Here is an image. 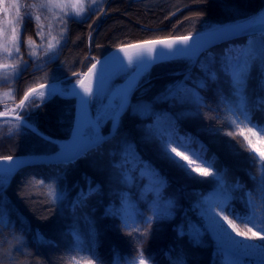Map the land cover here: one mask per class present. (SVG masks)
<instances>
[{
    "label": "trees",
    "instance_id": "16d2710c",
    "mask_svg": "<svg viewBox=\"0 0 264 264\" xmlns=\"http://www.w3.org/2000/svg\"><path fill=\"white\" fill-rule=\"evenodd\" d=\"M19 1L20 56L28 61L13 84V101L20 104L31 90L85 73L120 46L197 34L213 24L244 21L264 9V0H104L83 19H68L57 56L39 65L41 60L30 58L26 46L27 40L39 42V27L28 0ZM249 53L254 59L237 90L231 73L237 58L242 63ZM209 68L211 73L202 71ZM129 97L111 137L72 163L19 169L0 189V264H140L141 252L144 264H225V252L195 210L220 182L231 192L229 208L241 216L253 215V221L225 214L241 233L264 246L252 237L264 219L263 159L247 144L264 147V131L255 126L264 127V35L233 38L203 50L195 60L158 62ZM74 109L75 99L60 95L22 104L18 113L42 136L26 126L13 131L0 126V158L55 153L56 142L71 133ZM111 125L108 121L102 126L103 135L110 133ZM176 135L198 151L203 146L207 164L188 152L184 155L215 176L193 170L186 174L163 158L161 138ZM144 163L165 178L162 198L173 202V218L146 223L150 212L141 199ZM89 183L97 191L81 201ZM124 192L143 210L133 228L125 227L114 212Z\"/></svg>",
    "mask_w": 264,
    "mask_h": 264
},
{
    "label": "rangeland",
    "instance_id": "374dc122",
    "mask_svg": "<svg viewBox=\"0 0 264 264\" xmlns=\"http://www.w3.org/2000/svg\"><path fill=\"white\" fill-rule=\"evenodd\" d=\"M28 2L32 10V15L39 27V42L34 40H27L26 42L28 55L32 59H40L41 61L38 64L43 65L50 59H54V57L57 56L59 46L66 33L65 25L67 20L70 18L83 19L88 15L89 12L96 10L100 5H102L104 0H28ZM20 6L21 3L19 0H0V112L8 114L11 113L13 115L18 114L21 108L20 103L13 101V84L17 79V73L20 74L21 69L28 65V61L22 60L23 58L20 56V49L18 53L15 50L17 46L21 48V27L23 26L22 17L20 14ZM17 10H19V14ZM263 11L264 9L261 12ZM261 12L240 22H253ZM78 13L79 15H77ZM37 17L39 19H37ZM222 26L224 25L213 24L208 30L218 29ZM13 29H15L17 45H14L12 42ZM49 44L52 45L51 50L48 48ZM5 47L9 49V52L4 51ZM198 54L199 52L194 56L180 57H186L187 59L189 58L195 60ZM5 65L7 67H5ZM135 69V67H130L125 70H120L111 79L110 85L114 87L117 84L125 82V80L135 71ZM83 74L84 73H78L70 80H66L62 83L46 85L40 91L31 93L25 103L26 106L34 101L42 102L43 97L41 96V93L47 95L50 92L45 90L47 86H55L58 88L56 95L61 94L62 96H69V93L74 86L79 88L78 81H81ZM98 82L99 81L97 80L96 83ZM96 86L97 84H95L94 87ZM93 90L96 94L91 98L89 111L91 112L92 116H96L100 111L101 106L106 101L108 94L106 92L100 93L98 90H96V88H93ZM53 96L55 95H52L51 97ZM21 120H24V124H21ZM232 120L234 121L233 123L238 125V121L234 116L232 117ZM1 122L2 123L0 126L7 128L9 131L31 125L21 115L18 119L4 120ZM106 123L107 122L101 119L98 127L95 128L94 133L88 131L89 125L86 126L85 130H83L85 137L93 141L101 139L99 129H101ZM31 126L34 128L33 124ZM63 141L64 140L57 141L56 143H58L60 146L63 144ZM247 144L256 156L264 160V147L251 141H248ZM190 168L194 172H197L195 169L199 167L191 162ZM140 174L146 179L143 189L141 190V199L147 202L150 212L147 218L151 217L153 218L152 220L173 218V202L171 200L162 198V189L165 186V178L156 168L148 163H144L140 167ZM10 176L11 173H0V184H2L0 189L6 188L9 185ZM125 177L128 180H131L129 173H126ZM150 195L151 197H149ZM231 196V192L223 185V182H220L219 185L215 187V189H213L203 199L195 204L197 215L202 220L204 227L211 237L225 252V264H264L263 245L253 241L252 239H249L248 237L246 238L244 236L237 235V233L241 232L234 224L230 225L227 221H222L221 226L220 222L214 217L209 216L206 211L209 202L219 203L225 200V198H227L228 201ZM142 211L143 210L140 209L137 201L130 198L128 193L124 192L122 194L121 204L114 212L118 214L122 224L125 227L133 228L137 219V214L142 213ZM241 240L244 241V243L237 242Z\"/></svg>",
    "mask_w": 264,
    "mask_h": 264
},
{
    "label": "water",
    "instance_id": "95a60500",
    "mask_svg": "<svg viewBox=\"0 0 264 264\" xmlns=\"http://www.w3.org/2000/svg\"><path fill=\"white\" fill-rule=\"evenodd\" d=\"M264 35V22H239L235 24L224 25L218 29H210L206 30L197 34L189 35L190 38V46L184 48L183 45H178L173 43L180 37L174 38H166V39H159V40H151L139 43H133L130 45L120 46L118 48L113 49L106 55H103L102 58L98 59L93 65H96L95 68L92 66L83 74L81 81L83 82V87H90L94 88L98 78L100 75L109 67V65L113 64L114 62L128 58L133 56H138L141 53L144 55H148L149 49L153 50V55H162L166 52H174L178 50L184 49H199V54L206 49H210L214 46H217L223 42L231 40L233 38L246 36V35ZM184 37V36H183ZM155 41H165L166 43L161 44H153L150 42ZM171 43L172 48L169 49L167 44ZM198 54V55H199ZM178 57H171V58H164L159 59L148 67L150 68L161 61H167L170 59H175ZM91 69V71H90ZM142 69H135V71L125 80L131 81L136 79L142 73ZM44 88V87H43ZM42 87H37L34 91H30L23 99V104H25L27 99L29 98L30 94L36 91H40L43 89ZM81 93L83 92V88L79 84V88H77ZM62 96L61 94H59ZM73 98L75 99V109H74V120H73V127L69 137L63 141V144L59 146V149L52 154L48 155H19V156H12V160H8V157L0 158V169H6L11 171V176L19 170L27 167H31L34 165H43V164H57V163H66L69 160H74L77 156L82 155V153L87 152L89 149L95 147L96 145L100 144L102 141L106 140L107 138L111 137L114 134L115 129L117 128L120 118L123 112L126 110L127 105L123 108V110L118 114L117 118L113 121L111 126V131L106 136H103L102 130H100L101 139L97 141H93L87 139L84 135L85 124L87 119V115L90 109V102L86 103L81 101L78 96L74 95H63L62 98ZM91 101V100H90ZM20 117L19 114H3L0 113V121L3 120H15ZM78 149V150H77ZM10 176V179H11ZM9 179V182H10ZM8 182V183H9Z\"/></svg>",
    "mask_w": 264,
    "mask_h": 264
},
{
    "label": "snow or ice",
    "instance_id": "6c2138e0",
    "mask_svg": "<svg viewBox=\"0 0 264 264\" xmlns=\"http://www.w3.org/2000/svg\"><path fill=\"white\" fill-rule=\"evenodd\" d=\"M46 7V5H45ZM18 14H19V10H17ZM79 15V13L77 14ZM37 19H39L37 17ZM13 32V36H12V42L14 45H17V37L15 34V29L12 30ZM153 44H165V41H155V42H150ZM173 43L178 44V45H183L184 48H187L190 46V38L188 36H184V37H180L178 38L176 41H174ZM167 47L169 49L172 48V44L169 43L167 44ZM48 48L51 50L52 49V45L49 44ZM16 52H19V47H16ZM5 52H9V49L7 47L4 48ZM141 61H143L144 59V54L141 53L140 56L138 57ZM148 59L150 61H154L155 60V55H153V50L149 49L148 52ZM253 54L249 53L248 57L246 60H244L242 63L240 61L239 58H237L236 60V70L233 71L231 73V79L234 82V87L239 90L243 85L244 82L247 78L248 75V71L250 68V61L253 60ZM134 63L133 59L130 57L129 58V65H132ZM5 67H7L5 65ZM93 68L96 67V65L92 66ZM91 71V69H90ZM202 71H207L208 73H211V69H207V70H203ZM75 75V74H74ZM19 73H17L16 78H18ZM78 83L81 85V87L83 88V92L81 93L79 90H77L75 87H73L72 89V93L74 94V96H78L80 98V102H86L89 103L91 98L96 94L94 92V90L90 87H83V82L82 81H78ZM40 87H45L44 85H41ZM200 87H203V85H200ZM34 91V90H32ZM56 90H51L47 95H45L44 93H41V96L43 97V102H47V100L52 96V95H56ZM241 114L245 115V119L250 123L251 122V118L250 116H248L246 113H244L243 109L241 108ZM100 120L98 119L96 121L95 124H92L91 121H89V128L88 131L94 133L95 128L99 125ZM21 124H24V120H21ZM256 127H261V130L264 131V127L260 126V125H255ZM29 128H32L31 125H28ZM32 130L35 132V134L37 135H41L42 133H40L37 129L32 128ZM227 135H232V133H227ZM171 145H175V147H171ZM160 149H161V154L163 156L164 159H166L168 162L174 164L176 167L180 168L181 170H183L186 174L191 175L192 169L190 168V164L191 161H189L188 156L184 155V152H188L191 154L192 157H194L196 160H199L202 164H207L208 161L205 158V156L203 155L205 149L203 148V146H201L200 150L198 151L196 148H194L192 146L191 143H188L185 141L184 138H181L179 135L173 136V137H163L161 138V142H160ZM178 149H183L182 151H178ZM77 158H79V155L77 156ZM8 160H12L11 157L7 158ZM252 159L255 160L256 157L253 155ZM185 161H188L187 163H185ZM69 163H72V160L68 161ZM261 164V168H262V179H264V160L260 161ZM195 171L199 172L202 176L208 177V176H215L216 173L211 172L208 168H196ZM39 183L43 184L44 181H39ZM0 187H2V184H0ZM97 189H93L91 184L89 183L88 186V190L87 192H81L80 194V199L81 201H86L88 199L89 196H91L92 194H94V192H96ZM262 191H264V188H262ZM262 199H264V197H262ZM207 213L209 216L214 217L216 220H218L222 226V221H227L228 224H233V221L229 219L228 215H225V211H228L230 215L236 217L237 219H241L242 222L244 223H251L253 221V215H248V216H241L239 213H237L234 209H230L228 202H227V198H225V200L219 202V203H213V202H209L207 209H206ZM222 218V220H221ZM151 217L146 218V223L151 224L152 222ZM250 231V230H249ZM237 235L239 236H244L247 238V234L246 233H237ZM252 237L258 238L260 241H264V219L261 220V231L260 232H253L252 233ZM240 243H244V241H237ZM252 246V245H250ZM140 264H144L143 261V253L141 252L140 254Z\"/></svg>",
    "mask_w": 264,
    "mask_h": 264
},
{
    "label": "bare ground",
    "instance_id": "6f19581e",
    "mask_svg": "<svg viewBox=\"0 0 264 264\" xmlns=\"http://www.w3.org/2000/svg\"><path fill=\"white\" fill-rule=\"evenodd\" d=\"M253 22H264V11L258 15ZM199 50V49H198ZM197 49H184V50H178L177 52H169L162 55H155V60L150 61L148 59V55H144L143 61H141L138 56L131 57L134 61L132 65H129V58H124L121 60H118L114 62L113 64L109 65V67L100 75L98 78V83L96 87V90H98L100 93H107V99L103 103V105L100 108V111L97 113L96 116H92L91 112H88L86 124L85 127L89 125V121H91L92 124H95L96 121L99 119H103L105 122L108 121H114L118 114L123 110L125 105H127L129 101V96L137 84V82L148 72V67L151 65V63L164 58H171V57H180V56H194L199 51ZM130 67H135L137 69H142V73L140 76L136 79H133L131 81H125L123 83L117 84L116 86L112 87L110 85L111 79L114 77V75L117 74L120 70H125ZM76 89L77 86H74ZM56 90L58 92V88L55 86H47L45 90L51 91ZM78 90V89H77ZM69 95H74L72 93V89L69 93ZM98 127V126H97ZM78 150V149H77ZM0 173H11L10 170L6 169H0Z\"/></svg>",
    "mask_w": 264,
    "mask_h": 264
}]
</instances>
